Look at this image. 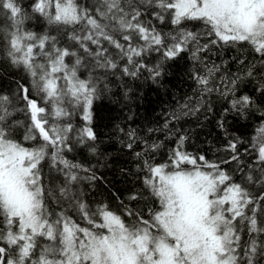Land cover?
Here are the masks:
<instances>
[{
  "label": "snow or ice",
  "instance_id": "snow-or-ice-1",
  "mask_svg": "<svg viewBox=\"0 0 264 264\" xmlns=\"http://www.w3.org/2000/svg\"><path fill=\"white\" fill-rule=\"evenodd\" d=\"M224 47L247 57L216 85L221 68L201 54ZM185 53L205 73L192 70L199 99L184 115L217 92L242 119L260 113L251 140L229 138L228 155L209 160L186 150L187 135L167 119L145 135L120 128L158 207L147 216L124 201L121 211L92 208L78 185L97 177H82L92 169L67 154L76 145L97 153L94 101L113 80L157 83ZM6 75L18 79L0 87V264H264V0H0Z\"/></svg>",
  "mask_w": 264,
  "mask_h": 264
},
{
  "label": "trees",
  "instance_id": "trees-1",
  "mask_svg": "<svg viewBox=\"0 0 264 264\" xmlns=\"http://www.w3.org/2000/svg\"><path fill=\"white\" fill-rule=\"evenodd\" d=\"M22 2L27 4L28 0ZM42 24V21L40 24L33 23V27L40 30ZM201 56L204 64L209 67L213 64L220 66L221 71L216 73L212 81L219 85L220 76H230L237 71L239 65L234 58H246L247 51L228 47L213 48ZM152 62L155 63V56ZM204 64H195L189 54L185 53L182 59L169 61L165 65L164 73L157 83L144 77L136 81L127 80L128 88L131 89L128 91L124 83L113 80L109 85L111 91L94 101L92 126L98 133L97 153L92 154L87 148L76 145L74 151L67 154L69 159L92 169L91 173H80L82 177L93 173L97 177L94 181L82 179L78 185L92 208L98 203H106L113 211H121V201H124L135 209H143L147 216V209L154 205L141 183L142 171H137L142 161H138L134 153L124 147L127 137L120 132V128L125 131L135 128L141 135H145L149 127H162L167 119L170 121V128L187 135L186 150L196 155L204 154L209 160H219L228 155L223 148L229 138L239 137L244 142L251 140L260 113L254 112L248 119H242L230 110L229 101L217 92L205 95L200 100V111L184 115L183 105L195 104L199 99L192 70L196 68L204 74ZM16 79L18 77L6 75L0 81V87L15 89ZM254 87V83H249L242 86L241 91L251 92ZM173 114L179 119L171 120ZM221 122L224 129H227V137L224 129L218 126ZM73 123H82L78 115L73 117ZM153 135L164 138L160 132ZM166 143H172V140H167ZM168 146L170 147L169 144ZM166 152L162 151L157 156V162H161L162 157L166 158ZM45 172L47 173V166ZM52 175L56 174L53 172ZM130 192H141L144 199L128 201Z\"/></svg>",
  "mask_w": 264,
  "mask_h": 264
},
{
  "label": "bare ground",
  "instance_id": "bare-ground-1",
  "mask_svg": "<svg viewBox=\"0 0 264 264\" xmlns=\"http://www.w3.org/2000/svg\"><path fill=\"white\" fill-rule=\"evenodd\" d=\"M173 142V141H172ZM170 146H171V144L172 143H168ZM163 151H167V148H165ZM143 176H144V173L142 172L141 173V176H140V178H141V183H142V185H143ZM143 187H144V185H143ZM145 189V188H144ZM145 193L147 194V196L149 197V194H148V192H147V190L145 189ZM151 198V197H150ZM152 199V203H153V198H151ZM151 203V204H152ZM156 206H157V204H156ZM153 207H155V204L153 205ZM148 210V209H147ZM147 212V211H146Z\"/></svg>",
  "mask_w": 264,
  "mask_h": 264
},
{
  "label": "flooded vegetation",
  "instance_id": "flooded-vegetation-1",
  "mask_svg": "<svg viewBox=\"0 0 264 264\" xmlns=\"http://www.w3.org/2000/svg\"><path fill=\"white\" fill-rule=\"evenodd\" d=\"M78 218V217H77Z\"/></svg>",
  "mask_w": 264,
  "mask_h": 264
}]
</instances>
